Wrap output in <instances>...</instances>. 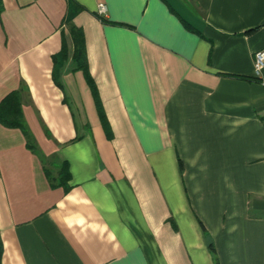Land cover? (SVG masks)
I'll list each match as a JSON object with an SVG mask.
<instances>
[{
	"label": "crops",
	"instance_id": "0c3cea01",
	"mask_svg": "<svg viewBox=\"0 0 264 264\" xmlns=\"http://www.w3.org/2000/svg\"><path fill=\"white\" fill-rule=\"evenodd\" d=\"M74 1L0 0L1 264H264V0Z\"/></svg>",
	"mask_w": 264,
	"mask_h": 264
},
{
	"label": "trees",
	"instance_id": "16d2710c",
	"mask_svg": "<svg viewBox=\"0 0 264 264\" xmlns=\"http://www.w3.org/2000/svg\"><path fill=\"white\" fill-rule=\"evenodd\" d=\"M71 4H72V8H74L75 11L79 10L81 8V6L77 5L74 0H71ZM1 9H2V7L0 5V11H1ZM71 14L72 13H70V11H69V17ZM98 16L100 17V19L103 22L107 21L106 17L99 15V14H98ZM71 27H72L71 32H72L73 41H74V54H73L74 60L77 62V65H78L77 67H79L80 69H83V70H87L88 66H87V60H86L83 32L81 29H79L75 26H71ZM66 57H67V51H66V48H64L61 55L55 57V65L61 64ZM8 99H7V101H8ZM9 100H11L10 102L13 104L16 103L15 101H13L14 100L13 96H11V99H9ZM10 125L21 126L22 123H21V121L17 120L15 122L11 123ZM30 146L33 147V144L31 143ZM61 176L64 178H67L69 176L67 163L64 164L63 170L61 171ZM204 230H205V228H204ZM205 235H206V237H208L207 232H205ZM209 247L211 250L214 251L213 244L210 240H209ZM2 254H3V242L1 239V233H0V264H1Z\"/></svg>",
	"mask_w": 264,
	"mask_h": 264
},
{
	"label": "built area",
	"instance_id": "2783aa9c",
	"mask_svg": "<svg viewBox=\"0 0 264 264\" xmlns=\"http://www.w3.org/2000/svg\"><path fill=\"white\" fill-rule=\"evenodd\" d=\"M106 5L103 3L99 4V8H98V13L99 15H102L106 12ZM264 69V48L258 50L255 53V57H254V71L255 74L257 76L260 75V73L263 71Z\"/></svg>",
	"mask_w": 264,
	"mask_h": 264
}]
</instances>
